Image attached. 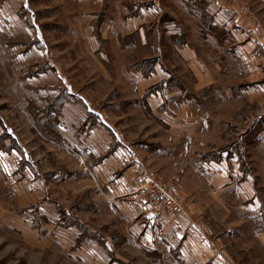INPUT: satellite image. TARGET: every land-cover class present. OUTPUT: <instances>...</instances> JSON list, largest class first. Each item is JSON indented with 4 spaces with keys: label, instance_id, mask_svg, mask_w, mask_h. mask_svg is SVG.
Listing matches in <instances>:
<instances>
[{
    "label": "rangeland",
    "instance_id": "1",
    "mask_svg": "<svg viewBox=\"0 0 264 264\" xmlns=\"http://www.w3.org/2000/svg\"><path fill=\"white\" fill-rule=\"evenodd\" d=\"M74 6L0 0V149L19 156L0 159V264H264V0H158L157 22L120 36L130 53L101 39L107 10L96 53H81ZM197 116L210 132L171 136ZM114 156L110 183L141 165L145 195L148 175L180 204L167 214L152 198L166 218L188 213L206 241L97 185ZM212 165L228 179H203Z\"/></svg>",
    "mask_w": 264,
    "mask_h": 264
},
{
    "label": "crops",
    "instance_id": "2",
    "mask_svg": "<svg viewBox=\"0 0 264 264\" xmlns=\"http://www.w3.org/2000/svg\"><path fill=\"white\" fill-rule=\"evenodd\" d=\"M73 2H76V6L72 7L74 10V18L71 19L70 23L71 27H73V42L80 45L81 53H96L98 49L97 42L93 35L94 28H92V21L101 10H107L106 14L109 16V20L107 19L103 23L100 30L101 39L110 41L113 44V53H124V51L130 53L131 50L127 52L126 50L122 51L119 49L118 43L120 41V36L133 35L138 32H141L142 35V26L154 24L157 22L160 14L158 0H73ZM182 52L188 55L193 54L190 48H185ZM123 69L127 72L125 67ZM123 72L122 70L121 73ZM137 76L139 78L135 80L138 82V84H136L137 89H143L146 83L139 74ZM141 92H143V90H141ZM150 100L152 101V106L157 107L161 103L160 99L155 96L153 99L150 98ZM173 129H176L177 134H172V137L191 140L198 135L196 134L197 131H211L207 119L200 116L192 118L185 117L181 122L176 123ZM3 131L4 129H0V135ZM190 144L191 142L189 145ZM17 156L15 152L9 153L0 149V159H3L5 162L9 160L13 161L15 157H19ZM81 159L85 164V157ZM17 161L20 162V159H17ZM120 162V159L114 156L97 165L95 168L97 172V185H104L107 182L108 184L106 186H108V189L115 197H120L123 193L131 195L128 198L131 209H134L133 211L135 213L138 211L139 217H142L146 212L148 215H145V217L152 218L150 224L160 225L162 230H165L167 233L171 234V236L173 235L174 237L185 240V244L206 241L202 235L196 236L200 233L198 230L200 226L190 218L188 213L179 215L176 218L167 219L156 205L155 200L145 195L144 191L141 189L140 181L137 180V178H139L137 173L142 172L141 165L136 167L135 172L133 171V176L132 172L128 171V175L123 174L120 177L118 176L119 178H117L116 181L110 183L111 179H114L113 177L117 171L113 164L117 163L120 165L123 163ZM211 167V172H206L205 174L202 172L203 179L208 180L210 184L216 181V179H228L229 173L223 165H212ZM143 172H145V170ZM19 184L21 188H24L25 183L21 182ZM35 184L36 183L32 184V186ZM34 193L33 195L28 193L31 194L33 200L34 198L36 200L42 196V191L38 187L37 191ZM20 199L22 200L23 197Z\"/></svg>",
    "mask_w": 264,
    "mask_h": 264
},
{
    "label": "built area",
    "instance_id": "3",
    "mask_svg": "<svg viewBox=\"0 0 264 264\" xmlns=\"http://www.w3.org/2000/svg\"><path fill=\"white\" fill-rule=\"evenodd\" d=\"M143 187L146 194L156 200L158 205L165 211V213H176L180 210V204L174 199L172 194L161 183L151 176L142 177ZM171 212H169L168 210ZM169 212V213H168Z\"/></svg>",
    "mask_w": 264,
    "mask_h": 264
}]
</instances>
